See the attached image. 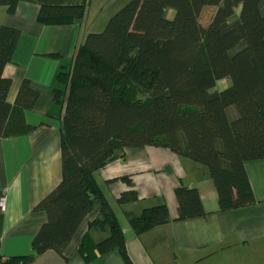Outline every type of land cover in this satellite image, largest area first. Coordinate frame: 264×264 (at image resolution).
Returning <instances> with one entry per match:
<instances>
[{"label": "trees", "instance_id": "1", "mask_svg": "<svg viewBox=\"0 0 264 264\" xmlns=\"http://www.w3.org/2000/svg\"><path fill=\"white\" fill-rule=\"evenodd\" d=\"M17 5L0 0L9 15ZM206 8L212 15L203 25ZM85 13V5H43L36 21L68 26ZM19 36L0 26V139L37 129L25 113L34 110L38 89L24 79L8 102L11 81L4 69ZM55 79L61 85L51 93L61 113L60 182L34 208L46 216L32 241L34 255L6 258V264H31L47 251L61 254L95 208L99 217L92 225L108 232L95 245L97 254L117 251L130 264L120 226L94 180L123 149L164 148L204 167L221 212L255 203L245 164L264 160V0H128L101 32L85 35ZM223 80L227 86L217 89ZM230 107L237 116L228 118ZM123 181L130 189L118 203L136 201L131 181ZM174 196L176 220L205 215L195 188L178 187ZM127 220L138 236L169 223L170 215L160 205Z\"/></svg>", "mask_w": 264, "mask_h": 264}, {"label": "crops", "instance_id": "2", "mask_svg": "<svg viewBox=\"0 0 264 264\" xmlns=\"http://www.w3.org/2000/svg\"><path fill=\"white\" fill-rule=\"evenodd\" d=\"M16 13L0 7V26L19 30L12 61L4 69L11 81L8 102L13 103L25 79L40 96L26 122L36 131L29 136L0 139V255L10 259L34 255L32 241L46 221L36 205L60 182V108L52 89L60 88L55 76L69 66L83 42L82 21L68 26H42L36 21L40 6H83L91 0H17ZM56 56L57 58L51 57ZM255 203L221 212L207 170L164 148L123 149L94 173L124 237L130 264H264V160L245 164ZM137 200L119 204L130 188ZM178 187L198 191L203 217L178 221L174 191ZM164 205L170 222L135 235L127 215ZM95 208L82 222L61 254L47 251L31 264H126L117 251L97 254L95 245L108 236L94 227ZM82 244L85 246L82 247ZM83 252V254H82ZM87 260H86V259Z\"/></svg>", "mask_w": 264, "mask_h": 264}, {"label": "rangeland", "instance_id": "3", "mask_svg": "<svg viewBox=\"0 0 264 264\" xmlns=\"http://www.w3.org/2000/svg\"><path fill=\"white\" fill-rule=\"evenodd\" d=\"M128 0H91V3L87 5L85 16L82 20V27L88 33L101 32L105 27L108 19L115 14L121 7H123ZM200 16V21L205 25L211 15L212 11L206 8ZM211 9V8H210ZM172 10L168 9L166 11V17L171 16ZM228 84L227 80L219 82L216 86L217 89H222ZM237 116L236 109L234 107L228 108L227 116L228 118Z\"/></svg>", "mask_w": 264, "mask_h": 264}, {"label": "built area", "instance_id": "4", "mask_svg": "<svg viewBox=\"0 0 264 264\" xmlns=\"http://www.w3.org/2000/svg\"><path fill=\"white\" fill-rule=\"evenodd\" d=\"M4 201L2 200L0 203V207L3 208ZM0 264H6V258L0 255Z\"/></svg>", "mask_w": 264, "mask_h": 264}]
</instances>
